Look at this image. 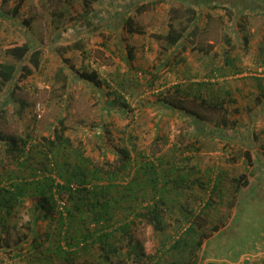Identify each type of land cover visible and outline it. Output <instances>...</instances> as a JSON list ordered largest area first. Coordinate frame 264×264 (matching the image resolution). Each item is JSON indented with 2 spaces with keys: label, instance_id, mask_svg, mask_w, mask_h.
I'll use <instances>...</instances> for the list:
<instances>
[{
  "label": "rangeland",
  "instance_id": "rangeland-1",
  "mask_svg": "<svg viewBox=\"0 0 264 264\" xmlns=\"http://www.w3.org/2000/svg\"><path fill=\"white\" fill-rule=\"evenodd\" d=\"M154 1L93 0L88 6L86 0H23L16 7L20 0H0V62L14 61L6 52L13 43L31 38L42 46L40 68L28 77L16 79L13 96L9 95L12 84L0 90L3 103L0 133L4 136L0 138L2 183L11 182L12 179L5 177L10 169L22 176H28L30 170L10 161L5 150L7 135L25 139L30 133L32 139L26 146L29 148L26 152H30L32 147L35 150L40 147L43 136L53 134L55 129L60 131L62 125L65 136L75 145L82 141L85 154L99 165L106 159H118L120 148L126 145L134 146L144 159L157 161L166 155V167L172 175H188L189 180L178 187L180 192L176 197L174 183H170L167 199L159 205L162 228L145 218H139L133 225L132 236L149 257L135 260L134 254L128 253V237L117 232L115 242L120 249L112 255L113 263L104 261L97 243L90 245L89 251L77 256L73 263L240 264L246 256L251 257L249 264H264V254H234L242 250L240 245L251 244L254 229L249 234H237L232 220L242 215L246 199L242 197L236 205L231 204V179L244 170L249 173L256 170L248 163L245 151L254 159L264 160V70L259 71L261 67L264 69L261 61L264 14L251 12L236 22L223 7L197 6L193 23L197 26V41L204 49L175 50L154 33L168 32L173 7H179L182 14L181 19L175 20L176 29H181L180 21L190 24L192 13L177 0ZM143 3L148 6L142 7ZM62 11L64 14L60 15ZM124 13L144 32L129 33L124 22L117 21ZM242 23L244 30L238 26ZM226 31L233 36L234 47L225 43ZM76 43L81 47L75 46ZM227 56L236 59V68L226 62ZM176 58L185 59L175 64ZM93 72L97 73L95 80L78 77L80 73ZM172 95L181 96L187 106L207 117L205 129L209 136L196 134L197 125L190 117H183L176 109H167L160 103L159 98ZM204 98L208 100L202 104ZM220 99L224 101L222 109L209 106L210 100L214 104ZM225 115L237 119V125H221L219 122ZM196 138L197 147L184 149ZM29 165L35 166L32 157ZM220 172L224 177L222 197L211 195L208 189ZM257 177L253 174L249 191L258 183ZM128 179L127 175L120 178L119 184L126 185ZM257 192V197L264 196V186L258 184ZM209 199L213 205L206 207ZM34 201L26 198L13 217L12 225L16 224L10 229L13 242L20 235L30 233L27 221ZM151 205L153 201L148 197L140 201L138 210ZM262 205L254 201L250 208L260 209L258 215L263 213L264 218ZM60 207L64 208L62 199ZM191 209L194 213L188 217ZM128 213V208H121L118 224L135 216L129 214L127 218ZM191 222L200 233L218 222L226 231L221 236L207 238L204 253L200 248L192 249V254L173 249L172 244ZM36 226L42 233L56 229L49 220H39ZM236 234L232 246L236 248L224 251L223 244L226 247L228 238ZM35 258L32 252L3 264H62L58 256L40 262Z\"/></svg>",
  "mask_w": 264,
  "mask_h": 264
},
{
  "label": "trees",
  "instance_id": "trees-1",
  "mask_svg": "<svg viewBox=\"0 0 264 264\" xmlns=\"http://www.w3.org/2000/svg\"><path fill=\"white\" fill-rule=\"evenodd\" d=\"M92 1L86 0V4L90 6ZM158 1L154 2L157 3ZM177 1L186 5L187 11L192 13V16L188 19L191 23L184 25L180 21L181 29H176L175 20L181 19L182 14L179 7H173L168 32L166 34L154 33L155 37L165 40L167 46H173L175 50L177 48L187 49L188 47L204 49L201 43L197 41V26L193 23L196 19L197 6L223 7L236 22L240 19V16L245 18L251 12L264 14V0ZM22 2L23 0H20L16 7H19ZM145 6L148 5L143 3L142 7ZM239 13L240 15H238ZM62 14L64 12L60 13V15ZM119 16L117 21H123L129 33L144 32L143 29L133 23L131 18L126 17L125 13ZM244 25L242 23L238 26H241L244 30ZM224 40L227 45L235 46L232 42L233 36L229 31L225 32ZM245 41L247 42V39ZM75 46L81 47L77 43ZM261 50L263 51L261 61L264 64V48ZM205 51L209 53L208 49H205ZM6 52L11 55L14 61L0 62V90L5 86L10 87L12 84L9 95L13 96L17 87L16 79L20 80L28 77L40 68L42 64V46L37 41L27 38L9 45ZM184 59L176 58L173 63L178 64ZM226 59V62L234 68L237 67L235 64L236 59L228 56ZM235 71L238 72L239 70L235 69ZM78 77L91 81L97 78V73L93 72L91 75L80 73ZM197 97H199V94H197ZM207 100L204 98L202 104ZM159 101L167 109H176L181 113V116L190 117L197 125L196 134L210 135L205 129L207 117L187 106L181 96H165L159 98ZM124 103L127 102L124 101ZM209 103L211 107L222 109L224 101L220 99L213 104L210 100ZM0 111H3L1 99ZM219 123L225 127L229 125L235 127L237 119H230L225 115ZM64 129L65 127L62 125L60 131L55 129L53 134L43 136L42 141L39 142L40 147L36 150L32 147L30 152H26L29 149L26 146L30 144V139H32L30 133L25 139L7 135L8 141L5 150L7 156L10 157V161L18 163L21 168L28 167L30 170L28 176H22L16 170L10 169L5 173L7 174L5 177L12 179L7 184L2 183L3 175L0 178V240L2 242L0 246V264L5 263L7 260L22 258L32 252H34V256L37 257L35 259L38 262L47 261L50 256H58L62 258V264H74L76 257L88 252L90 245L94 243L99 244L104 261L113 263L112 255L120 249L115 242L117 232H121L124 237H128L129 255L133 256L134 254L135 260L142 261L143 256H147V254L140 242L132 236L133 225L137 223L139 218H145L157 228H162L163 218L159 211L160 202L166 201L171 182L174 183L172 189L175 191L174 196L176 197V194L180 192L177 190L178 187L183 186L184 182L189 180L188 175L174 177L172 171H170L171 169L166 167V155L160 156L157 161L146 156L144 159L141 153L135 152L136 148L134 146L128 147L127 145L120 148L118 159H106L103 165L96 164L85 154L82 141L75 145L68 136H65ZM218 134L223 136L222 133ZM2 137L4 136L0 133V138ZM197 144L198 138L187 144L184 149L189 150L194 145L197 147ZM24 156L25 160L22 159ZM245 156L248 163L254 165L256 170L252 173L244 170L231 179L233 192L231 204L236 205L242 200V197L246 199V206L242 215L233 218L232 227L236 226L238 235L242 232L249 234L254 229V236L251 238L250 245L246 247L240 245L242 250L234 254L249 253L251 256H256V254L259 256L264 254V218L262 217L263 213L260 216L258 215L260 209L258 211L253 210L250 206L254 201L264 204V196H261V194V197H257L258 184L264 186V165L262 164L264 160L254 159L248 150L245 151ZM31 157L35 166L30 167L29 160ZM37 157L39 158L37 159ZM253 174L258 175V183L249 191L247 188L252 183ZM126 175L130 176V179H128L126 185L121 186L119 180L122 177L125 178ZM223 178L221 172L216 174L212 186L208 188L211 195L223 196ZM201 184L204 186L203 182ZM208 184H210V181H208ZM148 197L152 199L153 205L146 207V210H138L140 201L147 200ZM155 197H157V200H155ZM26 198L35 199L31 208V218L27 221V228L30 233L20 235L17 241L13 242L10 237V229L16 225H12L13 217L17 216L20 206ZM60 199H62L64 208L60 207ZM212 205V199L207 200L205 203L206 207ZM262 206L264 209V205ZM121 208H128L127 218L129 214L135 216L129 221L126 220L118 224V221H121L119 217ZM191 213H194V210L191 209L187 216L189 217ZM246 215H249L248 218H245ZM39 220H49L51 223H55L56 229L46 233L40 232L36 228ZM92 224L93 227H91ZM211 226L200 233L197 231L198 227L195 226V223L191 222L185 233L172 244V248L189 252L194 248H200L204 253L205 240L216 235L221 236L226 231L219 222ZM200 227L203 228L201 224ZM237 234L228 238L230 242L226 247L223 244L224 251L236 248L232 246L233 241L238 236ZM181 256L183 255L181 254ZM249 263V260L245 262V264ZM157 264H160V262L158 261Z\"/></svg>",
  "mask_w": 264,
  "mask_h": 264
},
{
  "label": "crops",
  "instance_id": "crops-1",
  "mask_svg": "<svg viewBox=\"0 0 264 264\" xmlns=\"http://www.w3.org/2000/svg\"><path fill=\"white\" fill-rule=\"evenodd\" d=\"M248 258V259H247ZM246 258V256L245 257H243L241 260H240V264H245V262L247 261V260H249L250 261V263H251V257L249 258V257H247ZM247 259V260H246ZM243 260V261H242Z\"/></svg>",
  "mask_w": 264,
  "mask_h": 264
},
{
  "label": "built area",
  "instance_id": "built-area-1",
  "mask_svg": "<svg viewBox=\"0 0 264 264\" xmlns=\"http://www.w3.org/2000/svg\"><path fill=\"white\" fill-rule=\"evenodd\" d=\"M263 70H264V69H262V67H261V68H259V71H260V72H263Z\"/></svg>",
  "mask_w": 264,
  "mask_h": 264
}]
</instances>
